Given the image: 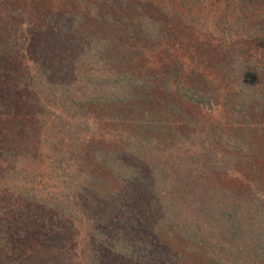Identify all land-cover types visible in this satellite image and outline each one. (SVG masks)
<instances>
[{
    "label": "rangeland",
    "instance_id": "obj_1",
    "mask_svg": "<svg viewBox=\"0 0 264 264\" xmlns=\"http://www.w3.org/2000/svg\"><path fill=\"white\" fill-rule=\"evenodd\" d=\"M116 74L122 84L96 83ZM39 81L43 92L32 86ZM248 86L264 98V0H0V264L47 255L88 264L81 208L101 232L99 264H215L228 247L240 250L239 237L220 238L215 209L264 183V139L248 161L225 164L229 152H210L230 150L228 135L244 130L237 97ZM88 147L112 151L125 169L121 178L104 173V204L71 190L68 217L18 195L24 166L31 175L55 163L82 172ZM10 167L17 191L2 180ZM34 182L63 194L60 182ZM129 221L131 240L150 243L144 256L114 251L122 237L113 232Z\"/></svg>",
    "mask_w": 264,
    "mask_h": 264
},
{
    "label": "trees",
    "instance_id": "obj_2",
    "mask_svg": "<svg viewBox=\"0 0 264 264\" xmlns=\"http://www.w3.org/2000/svg\"><path fill=\"white\" fill-rule=\"evenodd\" d=\"M89 52V50H88ZM77 58L76 54L73 55V59L75 60ZM114 68V67H113ZM45 70V69H43ZM57 72V70H54ZM120 75V74H119ZM119 75L116 74L115 76H106L104 78H101L102 80H97L96 83L101 87H111V85H116V83L122 84V82L119 80ZM43 77H45V71L42 72ZM52 75L48 74L49 79H51ZM57 77V75H54ZM48 79V78H47ZM17 93L20 92L23 86V82L21 83V80L17 81ZM16 83V84H17ZM43 82L39 81L36 83H33L32 86L34 88V91L39 90L43 92L42 88ZM245 85V84H244ZM122 86V85H121ZM53 87V85L51 86ZM57 90V89H56ZM262 91V90H261ZM187 93V92H186ZM263 93V92H259ZM256 94L252 86L246 87L237 97L238 105L243 106V113L242 115L245 116V119L243 118V124L242 126H245L244 130L241 129H235L231 135H228V138L231 140V144L227 146L230 150L225 152H220L217 154L216 151H211L210 153L213 155H210L212 158H216L219 156H224L229 152L231 156H229L227 163L225 164H233L240 162V158L247 159L250 156H253L256 154L262 146H260L261 141L264 139V98L260 95L263 94ZM189 95V93H187ZM17 96V94H16ZM192 97V96H191ZM16 98V97H15ZM101 99H104V96L101 97ZM190 101H195L192 98H189ZM248 108V110H247ZM241 111H236V113H240ZM179 115H182L179 113ZM242 116V117H243ZM257 121H255L256 124L251 123L250 121L253 120L254 117ZM263 118V119H262ZM260 119V120H259ZM246 120V121H245ZM262 120V121H261ZM262 123L263 126L257 123ZM254 126V129L253 127ZM140 135V134H139ZM256 139V140H255ZM142 143L141 137H139L134 145L139 146ZM139 149V148H138ZM140 150V149H139ZM18 153H16L17 156ZM84 154V157L89 162L85 169L82 170V172H79L78 168H75L74 170H70L71 167L68 164H56L55 167L51 170H47V168L39 167L42 169V171L34 170L36 173L31 175L29 173V170H27L24 166V169H21L19 171V174H21L22 178L20 180H17V183L20 184H26L27 186H16L14 182L13 177V168H8V173L3 175V183L4 180L6 182L5 187L8 188L9 183L12 185V188L16 189L18 188V195L23 196L25 198V201L30 202H37L42 204L44 209H51V211H58L59 213H62L63 215H67L68 217H72L73 211L71 210V204L65 203L63 204V200H69L68 192L77 188H81V192L83 193V196L87 197V200H92L94 198H91L90 195H93L96 199L104 198L105 193H103V188L106 183V179H104L103 176H106L104 174L105 172H109L111 174H116L118 178H121L123 175V171L125 170L124 167L120 164H118V161L114 157V153L110 150H99L98 148L88 147L85 152H80L79 155L82 156ZM63 162V161H62ZM215 162V161H214ZM35 164V163H34ZM220 166H218L222 171L226 170L227 167H224L223 162H218ZM24 165V164H23ZM65 167H64V166ZM64 167V168H63ZM45 169V170H44ZM78 169V170H77ZM123 169V170H122ZM11 170V171H10ZM48 171L50 175L48 174ZM41 172H44V175L41 176ZM14 174V175H13ZM102 176V178H101ZM37 177H41L42 180H50L51 182L54 181L56 183L60 182L61 186L63 188V194H50L44 189V192L37 190V186L33 185L35 182L34 180ZM132 179L131 184H133V188L128 190V193L133 195V190H135V184L136 186H140L138 182H135L134 178L135 175L131 174L130 176ZM32 182V183H31ZM31 183V184H30ZM19 184V185H20ZM55 185V183H53ZM34 186V187H33ZM249 186V185H248ZM17 187V188H16ZM254 188L250 189L249 191L244 194V196L237 197L236 195H233L232 197V203L229 206H222L220 208L215 209V219H213V224L215 225V228H219L221 230V237L223 236H232V237H239L241 243V249H233L232 247H228L225 249L227 252L224 257H219L218 261L215 264H222V259L227 260L230 264H264V183L257 179V183L253 186ZM8 190V191H9ZM85 190V191H84ZM80 191V190H79ZM66 194H65V193ZM142 192V191H141ZM6 189L4 191H0V201L1 199H5ZM241 195V194H240ZM136 196V195H135ZM70 201V200H69ZM93 201V200H92ZM103 201V199H102ZM117 201V200H116ZM2 202V201H1ZM73 204V202H71ZM94 203V201H93ZM102 204L105 203V200L101 202ZM87 204V201H86ZM95 204V203H94ZM236 204V205H233ZM233 205V206H232ZM40 206V205H39ZM88 208V207H86ZM108 208V206H107ZM110 208V207H109ZM109 208L107 210H109ZM111 209V208H110ZM123 209V207H122ZM123 210H126L124 208ZM116 212L115 216L117 217H123L124 219L120 220L121 222H125V216L122 215V211ZM89 211V210H88ZM90 213V212H89ZM76 219H79L81 225L87 226L88 229V238L83 241V250L85 253H83L82 257L86 258L87 263L89 264H99L97 260L93 261V253L94 245L98 246L99 238H101L99 230L96 228L91 221L93 219L90 214L86 212L84 208H81L79 211V214L77 215ZM130 222V226L127 230L124 229V225L120 229V232H113V234L117 233L119 234V237L121 240L119 241L118 246L115 248L114 251H116L121 257H128L131 254L132 258H138L142 256L144 253V249L147 250V248L150 247V243L146 242V240L142 238H136L134 237L131 240V235H135L134 230V223ZM129 233V234H128ZM112 234V235H113ZM125 235H128L127 237ZM185 235V234H183ZM54 236V235H53ZM130 236V237H129ZM191 239H195L196 237L192 235L189 236ZM190 240L188 239V242ZM106 245L107 242L103 240L101 244ZM221 243V242H220ZM97 244V245H96ZM234 245V244H232ZM229 246V245H228ZM193 249V248H192ZM190 249L188 252L190 256H193L194 258H197L195 256H200L202 253H200L197 250ZM154 250V251H153ZM154 256L157 255V251L153 249ZM88 254V255H86ZM86 255V256H85ZM133 255L135 257H133ZM144 256V254H143ZM45 259H40L38 261V264H54L56 256H46ZM189 258V257H187ZM68 264H70V259L68 260ZM94 263H93V262ZM142 262V260H140ZM145 259H143V263L145 264ZM60 262V261H58ZM65 262H63L64 264ZM159 262L157 259L152 262L151 264H158ZM195 263V262H194ZM193 262L191 264H194ZM66 264V263H65Z\"/></svg>",
    "mask_w": 264,
    "mask_h": 264
}]
</instances>
